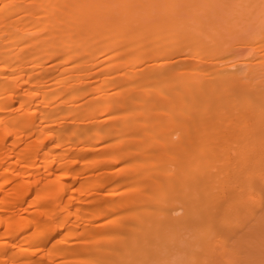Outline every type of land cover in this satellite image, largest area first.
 <instances>
[{
	"label": "bare ground",
	"instance_id": "bare-ground-1",
	"mask_svg": "<svg viewBox=\"0 0 264 264\" xmlns=\"http://www.w3.org/2000/svg\"><path fill=\"white\" fill-rule=\"evenodd\" d=\"M0 264H264V0H0Z\"/></svg>",
	"mask_w": 264,
	"mask_h": 264
}]
</instances>
